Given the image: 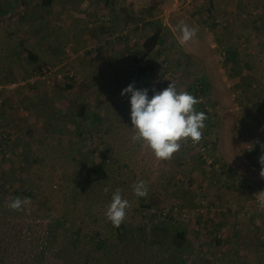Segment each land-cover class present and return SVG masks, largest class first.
<instances>
[{"label":"rangeland","instance_id":"obj_1","mask_svg":"<svg viewBox=\"0 0 264 264\" xmlns=\"http://www.w3.org/2000/svg\"><path fill=\"white\" fill-rule=\"evenodd\" d=\"M54 1L0 0V245L15 259L38 257L22 264H264L254 197L264 190V0H249L250 9L245 0L198 4L204 21L182 16L180 1L161 0L169 11L148 0L130 10L121 0ZM181 21L198 30L185 51ZM156 29L158 41L146 44L162 49L156 71L130 81ZM73 33L86 40L74 43ZM205 59L224 80L196 84ZM106 62L130 75L121 82L100 68ZM170 83L196 97L207 119L199 143L157 161L131 141L130 95L120 93L131 84L151 98ZM97 164L105 176L88 182L85 169ZM141 180L148 193L138 198ZM116 188L131 205L119 227L105 217ZM21 193L30 203L9 210Z\"/></svg>","mask_w":264,"mask_h":264},{"label":"clouds","instance_id":"obj_2","mask_svg":"<svg viewBox=\"0 0 264 264\" xmlns=\"http://www.w3.org/2000/svg\"><path fill=\"white\" fill-rule=\"evenodd\" d=\"M180 33L179 43L186 44L196 37L197 29L189 27L183 21L177 26ZM130 95L131 141L147 148L157 161H166L181 148V142L190 141L197 144L203 137V129L207 116L195 109L200 101L187 91H178L174 83L162 91L153 92L151 98L148 89H135L129 85L120 93ZM264 152V144L261 145ZM261 166L259 176L264 178V155L259 157ZM135 197L147 196L146 183L141 180L132 185ZM108 192V188H105ZM259 210L264 211V190L254 195ZM27 197H15L9 203L11 211H22L29 204ZM130 203L121 195V189L116 188L111 201L106 207L105 217L113 227H119L125 220Z\"/></svg>","mask_w":264,"mask_h":264},{"label":"crops","instance_id":"obj_3","mask_svg":"<svg viewBox=\"0 0 264 264\" xmlns=\"http://www.w3.org/2000/svg\"><path fill=\"white\" fill-rule=\"evenodd\" d=\"M43 2H45V3H48V5L49 6H56V5H58L57 3V1H54V0H42ZM134 1H137L138 2V0H134ZM134 1L133 0H121V4H122V8L123 9H127V10H130V5L129 4H135L134 3ZM149 2H151V3H154V6H158V5H160L164 10H166V11H169L170 9L161 1V0H148ZM169 1V5H170V8H171V6H173L174 4L176 5V4H179V1H180V6H182V7H180V10H181V15L182 16H184L185 18H189V17H191V16H195L196 18L195 19H197V20H199V21H204L205 19H206V17H207V11L205 12V8H202V7H198L199 5H201L202 4V6H203V4H206V3H208V2H210V3H213L214 4V6L215 7H217V5L218 4H220L222 1H215V0H168ZM199 4V5H198ZM250 5L251 4V2L249 1V0H245V2H244V6L247 8V9H250V7L248 6V5ZM196 5V6H195ZM243 5V4H242ZM53 7V8H54ZM219 7V6H218ZM228 12H230V10H232V8L230 7V6H228ZM132 9L134 10V11H136V13H137V10H139V12H141V13H143L142 11H141V9L139 8V9H136L135 8V5L134 6H132ZM169 9V10H168ZM144 11H147V13L149 14V16L150 15H153V14H155V10L153 9V7H148V9L147 10H144ZM233 12V11H232ZM135 14V13H134ZM166 14V13H165ZM165 14H160V16H165ZM171 14V13H170ZM187 14V15H186ZM188 14H189V16H188ZM191 14V15H190ZM205 14H206V16H205ZM124 15H126V14H123V15H121V16H124ZM178 16V15H177ZM187 16V17H186ZM166 17V16H165ZM158 17L157 16H153V17H151L150 18V20H153V19H157ZM227 18H229V16H227ZM40 23H42V22H40ZM163 26H165V29L164 30H167V33L168 34H170V36H174V37H176L177 35H176V33H175V31H174V28L173 27H171L169 24H167V25H163ZM193 28H195V27H193ZM195 29H197V28H195ZM201 29H199V31H200ZM160 30L159 29H156L153 33H152V35L151 36H153L155 33H158L159 34V36L161 35V33L159 32ZM198 31V30H197ZM74 34V33H73ZM244 33H240L238 36H241V35H243ZM74 36H75V38H74V43H78V42H81V38L83 37V40H86V38H85V33H84V35H81V34H78V35H75L74 34ZM150 36V37H151ZM177 38V37H176ZM178 43H179V39H178ZM217 43V42H216ZM262 43V42H261ZM180 44V43H179ZM157 45V44H156ZM179 46V48H180V50L182 49V51H185L186 49H185V47H184V45H178ZM86 48V47H85ZM142 48H143V50H142ZM147 48H149V47H147ZM155 48V46H153V47H151V48H149V49H146V48H144V46H142L141 47V52H140V55H136L137 57H138V59L144 54V53H146V58L144 59V61L141 63V64H138L137 63V60H133V62L135 63V65L134 66H136L137 68H138V65H141L142 67H147L148 68V72H146V74H144V76H142L141 78H138V75H137V68H136V70H135V73H133V78L131 77V80L130 81H132V80H134V79H140V80H138V82H140V81H143L145 78H147L149 75H151V74H153V73H155V71H156V65L154 64V61H152V59L153 58H155V56L160 52V53H162V49H158L159 51H156V49H154ZM82 49V48H81ZM122 50H123V48H122ZM122 50H121V53H122ZM164 51V50H163ZM93 53H95V55H93L94 57H92V54ZM98 54V52L96 53V52H92L91 53V56H89L90 58H96L95 56ZM185 57V56H184ZM185 58H188V59H193V57H189V55H188V57H185ZM206 60L207 61H209V59H205L204 61L205 62H203V64H202V67L200 68V70H199V72H198V74L196 73V72H194L196 75H197V77H192V78H198V82L199 81H201V80H205L207 83H209V84H211V83H218L219 81H220V77L222 76V78H221V80H224V78H223V74H221L220 75V73L218 72V74H217V78L215 77V76H213V72H214V70L212 69L213 68V66H212V64H211V62L209 61V62H206ZM150 62H152V64L150 65L149 63ZM90 63V62H89ZM133 63V64H134ZM100 68H104L105 70H106V72L109 74V75H114L115 77H116V79H119V80H121V82L123 81V78L122 77H124L125 75H130V73H128V74H123L124 73V71L123 70H126V69H123V64H122V62H120V64H116V65H110L108 62H106V65H104V67H100ZM215 68L216 69H218V66L215 64ZM186 69H187V66H186ZM188 71V70H187ZM218 71V70H217ZM216 71V72H217ZM192 75V73L190 74V76ZM94 78H96V77H93V80H94ZM195 80V79H194ZM196 82V81H195ZM202 82V81H201ZM82 116H83V113H82ZM224 127V126H223ZM228 133H230L231 134V131H227Z\"/></svg>","mask_w":264,"mask_h":264},{"label":"trees","instance_id":"obj_4","mask_svg":"<svg viewBox=\"0 0 264 264\" xmlns=\"http://www.w3.org/2000/svg\"><path fill=\"white\" fill-rule=\"evenodd\" d=\"M43 5H48V3L42 2ZM159 39V34L155 33L153 36H151L148 41L145 43V47H147L146 44L153 42H157ZM28 60L31 61H35L36 56L33 53H29L27 55ZM146 58V53H144L139 59H137V63L141 64L144 59ZM146 72H148V68L147 67H142L141 65H138L137 68V75L138 78H141L142 76H144V74H146ZM79 116H82V108L80 109L79 112ZM85 175H86V180L88 182H94L97 180H101L103 179V177L105 176V172H104V168L103 165L101 164H97V165H93L90 166L88 168L85 169ZM4 194V191L0 190V195ZM22 195L26 196L24 193H21ZM21 194H19L21 196ZM29 197V196H26ZM8 211V210H7ZM177 236L180 237L178 242L176 243V246L179 248L185 240V235L182 232H177ZM0 250H3L4 254H0V264H22V262H26V261H32V262H36V260L38 259V257L35 255H31V253H29L28 257L25 259H20L17 258L15 259L16 255H18L19 253H15L16 251L11 248V247H4V245H0ZM30 262V263H32ZM24 264V263H23Z\"/></svg>","mask_w":264,"mask_h":264},{"label":"built area","instance_id":"obj_5","mask_svg":"<svg viewBox=\"0 0 264 264\" xmlns=\"http://www.w3.org/2000/svg\"><path fill=\"white\" fill-rule=\"evenodd\" d=\"M199 83L201 84V81H199V82L197 81V82H196V84H199ZM197 96H198V95H197Z\"/></svg>","mask_w":264,"mask_h":264}]
</instances>
